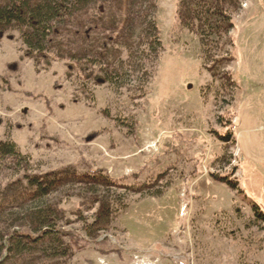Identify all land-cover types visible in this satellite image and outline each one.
<instances>
[{
  "label": "rangeland",
  "instance_id": "374dc122",
  "mask_svg": "<svg viewBox=\"0 0 264 264\" xmlns=\"http://www.w3.org/2000/svg\"><path fill=\"white\" fill-rule=\"evenodd\" d=\"M144 7L158 52L120 3L38 57L0 28V264H264V0Z\"/></svg>",
  "mask_w": 264,
  "mask_h": 264
},
{
  "label": "trees",
  "instance_id": "16d2710c",
  "mask_svg": "<svg viewBox=\"0 0 264 264\" xmlns=\"http://www.w3.org/2000/svg\"><path fill=\"white\" fill-rule=\"evenodd\" d=\"M145 2L150 4L151 0H0V28L19 27L26 54L38 57L55 47L57 38L66 27L68 35L91 40L94 31L106 23L104 15L113 11L114 3H120L119 10L128 18L129 26L139 20L143 42L158 52L162 49L160 33L155 17L148 20L153 14L149 9H144ZM97 10L101 11L100 18L95 14ZM216 14L221 15L223 22H228L229 17L224 16L223 12ZM210 15V11L197 13L193 20L204 22L206 28L213 30L214 23L209 18ZM76 26L79 31H73ZM0 156L18 163L29 160L21 155L16 144L11 141L0 142ZM47 193L45 189L44 195ZM254 209L257 216L264 221V213L259 207L255 205Z\"/></svg>",
  "mask_w": 264,
  "mask_h": 264
}]
</instances>
